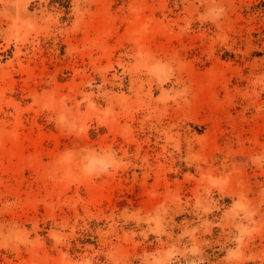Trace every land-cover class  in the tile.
Returning <instances> with one entry per match:
<instances>
[{"label": "rangeland", "instance_id": "1", "mask_svg": "<svg viewBox=\"0 0 264 264\" xmlns=\"http://www.w3.org/2000/svg\"><path fill=\"white\" fill-rule=\"evenodd\" d=\"M0 264H264V0H0Z\"/></svg>", "mask_w": 264, "mask_h": 264}]
</instances>
